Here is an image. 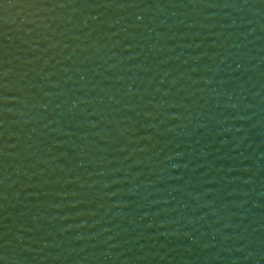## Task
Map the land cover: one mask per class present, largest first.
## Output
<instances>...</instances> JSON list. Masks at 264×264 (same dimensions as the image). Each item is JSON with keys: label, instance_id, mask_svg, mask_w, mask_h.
<instances>
[{"label": "water", "instance_id": "1", "mask_svg": "<svg viewBox=\"0 0 264 264\" xmlns=\"http://www.w3.org/2000/svg\"><path fill=\"white\" fill-rule=\"evenodd\" d=\"M0 264H264V0H0Z\"/></svg>", "mask_w": 264, "mask_h": 264}]
</instances>
